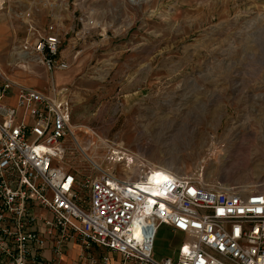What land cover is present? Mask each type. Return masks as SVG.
Masks as SVG:
<instances>
[{
	"label": "rangeland",
	"instance_id": "1",
	"mask_svg": "<svg viewBox=\"0 0 264 264\" xmlns=\"http://www.w3.org/2000/svg\"><path fill=\"white\" fill-rule=\"evenodd\" d=\"M186 5L194 3L6 0L1 33L12 30L17 38L1 42L8 46L1 62L16 84L23 69L7 61L27 37L26 19L61 33L68 68L57 72L65 79L55 83L30 61L33 76L43 78L31 88L66 89L72 97L75 137L64 142L63 163L80 177L98 173L92 163L106 166L96 148L105 143L108 156L109 144L121 141L152 167L173 158L185 167L180 175L256 183L245 178L264 160V0L204 1L182 10ZM234 133L240 138L232 141ZM170 240L158 234L159 254L169 252Z\"/></svg>",
	"mask_w": 264,
	"mask_h": 264
},
{
	"label": "built area",
	"instance_id": "2",
	"mask_svg": "<svg viewBox=\"0 0 264 264\" xmlns=\"http://www.w3.org/2000/svg\"><path fill=\"white\" fill-rule=\"evenodd\" d=\"M26 25L17 52L44 66L49 79L66 70L58 27ZM0 77V264H61L44 262L46 248L61 256L74 240L119 253L123 264H264V174L248 187L211 183L151 167L114 141L107 160L115 168L93 163L98 173L80 177L63 163L72 135L69 92L46 94ZM11 97L15 105L6 102ZM163 225L185 236L175 257L155 255ZM85 258L110 262L108 255Z\"/></svg>",
	"mask_w": 264,
	"mask_h": 264
},
{
	"label": "crops",
	"instance_id": "3",
	"mask_svg": "<svg viewBox=\"0 0 264 264\" xmlns=\"http://www.w3.org/2000/svg\"><path fill=\"white\" fill-rule=\"evenodd\" d=\"M184 3H187V1H191L194 3V6H185L182 8V10L187 11V10H197V3L204 2V1H222V0H181ZM227 1H232V2H238L240 0H227ZM251 1V0H247ZM253 1H262V0H253ZM5 26L6 22L5 19L0 18V69L2 72L6 75V69L2 65L1 58L4 55V50L8 46L1 45L2 41L10 42L12 41V38L15 40L17 37L14 35L11 31H7L6 33H1V26ZM14 35V37H13ZM8 44V45H9ZM6 45V44H5ZM14 58H10L7 63L8 65L12 66L14 63ZM13 67V66H12ZM8 73V72H7ZM56 79L55 83L61 82L63 79H65V74L57 72L56 73ZM10 79H14L13 77L8 76ZM49 77V76H48ZM42 76L35 77L32 74V66L29 65L25 69L23 68L22 73L19 74L17 80V84H20L22 82H33L36 81V83H26L23 87H37L38 83L40 80H42ZM14 81V80H13ZM16 82V81H14ZM11 105H15V98L11 97L6 100ZM160 233H165L166 235L170 236V244H169V252L167 254L161 255L157 252L156 246H155V255L157 257H175L178 251V248L181 244V242L184 239V234L178 231H173L171 227L167 225H163L160 227L159 234ZM92 254L93 256L97 257L100 259L103 255H108L110 258L109 264H123V258L119 253L109 251L103 247L97 246V245H90L88 248H85L84 245H82L80 240H74V241H69L68 245L66 246V252L63 253L61 256H57L55 252L53 251L51 245H48L46 248V251L44 252L43 255V260L44 262H60L61 264H89L87 258H85V255ZM101 264V263H98ZM125 264H136L135 262L132 261H127Z\"/></svg>",
	"mask_w": 264,
	"mask_h": 264
},
{
	"label": "bare ground",
	"instance_id": "4",
	"mask_svg": "<svg viewBox=\"0 0 264 264\" xmlns=\"http://www.w3.org/2000/svg\"><path fill=\"white\" fill-rule=\"evenodd\" d=\"M27 22H29V20H26ZM14 50H16V48H14ZM17 54H18V56H12V58H14L15 60H14V63H12L13 65V67H15V68H21V69H25L26 67H28L29 65H31L30 64V62L28 61V60H26V59H24L23 58V56L20 54V53H18L17 52ZM57 73V72H56ZM56 73L54 74V76H53V81L55 82V75H56ZM0 74H2V75H4V76H6V77H8L7 75H5L3 72H2V70L0 69ZM9 78V77H8ZM10 79V78H9ZM12 80V79H11ZM13 81V80H12ZM14 82V81H13ZM15 83V82H14ZM16 84V83H15ZM17 85V87H22V86H24V85H21V84H16ZM72 137L74 138L75 136H74V132L72 131ZM240 138V135H239V133H234L233 135H232V141L233 140H236V139H239ZM105 144V143H104ZM104 144L102 145V147L101 148H96L95 150L97 151V153H98V155H100V157H101V163L103 162V160L106 158V166H104V167H100V169L101 170H103V171H109V170H113L114 168H115V164H113V163H110L108 160H107V156L104 154V149H105V147H104ZM108 147V146H107ZM131 155V154H130ZM133 158H137V157H135V156H133V155H131ZM137 159H141V158H137ZM142 161V160H141ZM162 163L164 164V166H158L157 168H164V169H167V170H173V171H175V172H177V173H179V174H182L183 173V171H184V166L182 165V164H180V163H178V161H176V160H174L173 158L171 159V160H164V161H162ZM93 164V163H92ZM123 166H125L126 165V163H124V164H122ZM151 166V165H150ZM152 167V166H151ZM132 169V168H131ZM187 171V170H186ZM262 171H264V166H262L261 164L259 165V170H256L255 172H253L251 175H249V177H246L245 178V180H247V179H254V181L252 182V183H254V182H258V181H255L256 179H258L259 178V175H260V172H262ZM210 177H211V175H210ZM209 177V178H210ZM161 179V176L160 175H158L156 178H154V181H156V182H158L159 180ZM207 180V179H206ZM245 180H243V182L245 181ZM246 183V182H245Z\"/></svg>",
	"mask_w": 264,
	"mask_h": 264
}]
</instances>
